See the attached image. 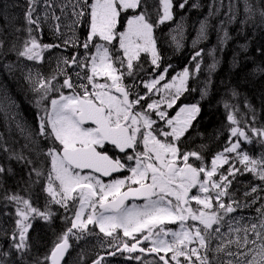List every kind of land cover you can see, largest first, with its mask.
<instances>
[{
    "label": "snow or ice",
    "instance_id": "6c2138e0",
    "mask_svg": "<svg viewBox=\"0 0 264 264\" xmlns=\"http://www.w3.org/2000/svg\"><path fill=\"white\" fill-rule=\"evenodd\" d=\"M186 5L189 0L178 4L173 0H24L23 6L13 2L0 7V18L5 21L0 25V56L14 53L43 62L46 51L76 50L57 58V71L50 78L39 72L35 79L31 72L26 76L38 93L35 135L40 138L29 131L26 139L35 145L31 151L37 159L44 157L40 166L23 149L11 148L4 132H0V153L8 161L32 166L28 175L35 174L33 184L46 181L42 191L50 198L47 204L66 210L70 204L78 205L70 227L47 254L34 257L29 235L33 222H50L53 213L34 206L31 195L5 191L0 199L15 205V227L11 233H0L10 240L7 250L0 244V264H66L70 238L79 241L98 234L108 238L106 247L113 249L109 256L128 253L127 259L139 264H264V126H254L255 105L245 102L252 123L244 119V126L237 116L239 109L224 105L232 109L226 117L227 144L206 160L204 146L200 150L187 146L202 111L200 103H182L175 115L168 111L185 92L195 90L188 82L200 72V62L191 71L185 67L160 87L172 66L161 68L155 29L174 19V7L184 9ZM206 6L209 11L200 25L202 37L207 36L210 18L222 11L229 24L264 31V0H209ZM8 8H21L22 16H8ZM18 21L22 26L14 23ZM224 23L220 21L227 41L231 37ZM49 25L60 43L41 42ZM82 29L86 30L83 39ZM142 54L159 70L147 80L142 74H151L145 72ZM201 55L197 51L192 59ZM6 67L11 70L14 65ZM210 67L214 69L216 63ZM255 73L264 78V67ZM58 76L63 79L56 87L52 81ZM161 92V99L153 98ZM206 95L207 88L201 99ZM5 100L8 107L15 104L0 89V111H5ZM16 127L26 131L19 123ZM254 138L262 148L259 155L246 148ZM41 140L47 142L46 147L40 146ZM45 162L50 165L46 171ZM12 173L10 164L0 162V188L4 176ZM245 173L259 183L250 182L243 197L251 199L241 203L230 189L237 175ZM257 203L256 216H232ZM102 261L103 256L93 264Z\"/></svg>",
    "mask_w": 264,
    "mask_h": 264
},
{
    "label": "trees",
    "instance_id": "16d2710c",
    "mask_svg": "<svg viewBox=\"0 0 264 264\" xmlns=\"http://www.w3.org/2000/svg\"><path fill=\"white\" fill-rule=\"evenodd\" d=\"M13 2L21 6L24 4V0H0V7L5 3L12 4ZM173 2L178 4L182 0H173ZM208 2L209 0H189V5H186L184 9L174 7V19L155 29V37L162 57V66H172L169 69L170 74L185 67L191 71L197 62L201 64L200 72L192 77L189 87L197 92V95L192 98L193 100L199 98L201 89L207 88V95L203 99L199 98L202 111L194 124V130L187 146L192 147L193 142L197 141L195 149L200 150L201 146H204V155L206 159L210 160L227 144L229 122L226 117L232 109H226L225 104L239 109L237 116L238 118L242 117L241 126H244V119L252 123L251 113H248L245 107V102L250 101L257 109V120L254 126H264V78L255 73V69L264 67V31H253L249 27L242 30L239 23L229 24L226 14L222 11L217 17L210 18L211 26L207 36L202 37L200 25L209 11L206 6ZM194 3L204 6L193 8L190 5ZM6 14L22 16V9L8 8ZM240 18L243 19V14ZM222 20L225 21L223 28L229 32L231 37L227 41L223 40V30L220 25ZM4 23L5 21L0 18V25ZM14 23L17 26H22L23 22ZM12 26L10 24V27ZM173 33H176L175 35L179 38H175ZM49 34H51L49 31L43 32L44 43H60L54 35L53 40H50ZM21 35L25 34L21 33ZM197 51H201L202 55L193 60L192 57ZM21 61L22 58L17 57L14 53L0 56V89L6 90L10 99L15 101L12 107H8L7 100L4 101L5 111H0V132L5 133V140L11 148L16 151L23 149L24 154L33 159L36 162L35 166L39 167V161L44 160V157L40 156L37 159L36 153L31 151L35 145L26 139L29 131L32 132L35 139H40L35 135L38 109L34 100L38 98V95L24 78ZM142 61L145 72L149 73L151 66H148L146 59H142ZM213 63H216L214 69L210 67ZM8 64H12L14 67L9 70L6 67ZM233 90L238 91L239 95L233 96ZM17 123L26 129L24 133L16 127ZM257 139L254 138L252 145H246L252 155H259L262 150L261 145L256 143ZM25 144H28L27 148L23 147ZM40 146L46 147L47 142L41 140ZM0 162L10 164L13 169L12 174L4 176L0 197L5 191L18 192L26 197L31 195L34 206L39 207L42 211L50 210L53 213L50 222L36 219L33 222V229L29 233L33 243L32 256L42 258L51 249L56 238L70 227L71 217L69 218L66 213L61 212L62 209L55 207V204L53 205L55 208L47 204L49 198L46 192L42 191L46 185L45 180L40 179L38 183L33 184L32 181L36 179L35 174L32 177L28 175L32 166L15 160L8 161L3 153H0ZM43 167L46 171L48 163L45 162ZM250 182L259 183L250 173L238 174L233 182L230 191H234L235 198L241 203L251 199L242 198L241 195L250 188ZM30 184L31 187H29ZM257 204L259 205V203ZM14 220L15 205L6 204L3 199H0V233L5 231L11 233L15 227ZM9 243L10 240L7 236H0V244L5 245V250Z\"/></svg>",
    "mask_w": 264,
    "mask_h": 264
},
{
    "label": "rangeland",
    "instance_id": "374dc122",
    "mask_svg": "<svg viewBox=\"0 0 264 264\" xmlns=\"http://www.w3.org/2000/svg\"><path fill=\"white\" fill-rule=\"evenodd\" d=\"M48 27H49V30L48 31L51 33V34H49L50 40H53L52 39L53 38V33H52V30H51L50 25ZM85 31L86 30H83V29L80 31L79 35H80V38L81 39L84 38ZM175 34L176 33H173L174 37L175 38H179ZM57 41H60V39L57 38ZM41 42L44 43L43 40H42V38H41ZM57 43H59V42H57ZM73 51H76V50L75 49H72V48H69L67 51H65L64 49H53V50H51V52H47L46 51V52L43 53V55H44L43 62H39V61H29V60H27L25 58H22V67L25 70V73L23 74L24 77L26 78L27 74L29 72H31L32 75H33V78L35 79L36 73L39 72V73L42 74L43 77H49L50 78L57 71V58L60 57L61 55H65V56L70 55V53L73 52ZM93 54H94V50H93ZM143 57H146V54H142L141 59ZM145 59H146V61L148 63V66H150V57H146ZM20 65H21V62H20ZM161 68H163L162 64H161ZM43 70H45V71L43 72ZM182 70H178V71L174 72V74H170L168 72V79H166V81H162L160 87H162L163 83L169 82L170 81V78L172 76L177 75ZM68 71L71 72L72 69H68ZM149 73L151 75H146V76L143 75V79L147 80V79L153 78L154 76H156V75L159 74V70H154L151 67V70L149 71ZM62 79H63L62 76H58L57 80L52 81V83L55 84L56 87H59V83L62 81ZM191 80H192V78H190V80L188 82V87H189V83H190ZM27 82L30 84V86L33 87L32 83H30L28 80H27ZM141 90L143 92L142 86H141ZM203 91H204V89H201L200 96H201V93ZM191 93H192V91H189V93L188 92H185L181 96V99L178 102L177 106L174 107L173 109L168 110L169 111V115H175V112L178 110L180 104H182V103H196V102H199L200 103V101H201V100H199V98H201L200 96H199V98L197 100H193L192 98H189L190 97L189 94H191ZM36 94L38 95V93H36ZM55 95H56V93H53V96H55ZM162 97H163V92L155 94L153 98L154 99H161ZM206 160H208V159H206ZM237 166H240V165L237 164ZM48 167H50L49 164H48ZM224 167H227V165H225ZM45 183H46V181H45ZM49 205L52 206V207L55 206V207H58V208L62 209L61 212H66V215L67 216H70L71 218H73V213L75 211V208L78 207V205L73 206L72 204H70L69 205V208L66 210L65 208H63L60 205H56V204L54 205V203H51ZM259 206L260 205L255 204V205H253V206H251L249 208H245V209H242V210H238L237 213L232 214V216H244L245 218H247V217H254V216H256L255 209L258 208ZM53 210H55V209H53ZM170 227H172V226H170ZM32 229H33V227H32ZM94 231L96 233H98V229H94ZM222 231H227V229L224 228V229H222ZM124 239H128V238H124ZM70 240L73 241V243H74V247L73 248L75 250H73L74 253L72 252L71 256L69 257L70 259H69V261H68L67 264H86V262L88 261V258H87V256L85 254L80 253V251L84 252V250L88 246L93 245L96 242H98L99 244L104 245L103 247L106 248V243L108 241V238L107 237H104L103 234H98V235H85L84 238L80 239L79 241L75 240V238H70ZM83 241H85V246L84 245H80ZM90 260L91 261H94L93 259H90ZM102 264H139V261H136V260H133L132 261V260H128L127 258H125L121 262H116L114 260V261H111V262H105V263L102 262Z\"/></svg>",
    "mask_w": 264,
    "mask_h": 264
},
{
    "label": "flooded vegetation",
    "instance_id": "af4514ba",
    "mask_svg": "<svg viewBox=\"0 0 264 264\" xmlns=\"http://www.w3.org/2000/svg\"><path fill=\"white\" fill-rule=\"evenodd\" d=\"M66 94H69L67 91H66ZM197 144V141H194L193 142V146L191 147L190 145L188 146L189 148L191 149H195V146ZM106 181L108 179H105ZM131 204V203H129ZM172 228H178V225H171ZM88 241V240H87ZM129 242L131 243L132 241L129 240ZM70 243H71V248H70V255L72 254V252L74 253L73 250H75L73 247H74V243L72 240H70ZM80 245H84L85 246V241H83ZM107 245V243H106ZM113 249H107V247H103L102 244H99L98 242L94 243L93 245H90L88 246L84 252L80 251V253H83L87 256L88 258V261L86 262V264H93V261H91L90 259H93V260H96L98 259L99 257L103 256L104 257V261L102 262H111V261H116V262H121L123 259L127 258V256L129 255L128 253H124L123 255L121 254H117L115 257H112V256H109L107 253L108 251H112ZM133 256L135 255H145V254H141V253H133L131 254ZM125 257V258H124ZM145 258L146 259H153L154 257L153 256H146L145 255ZM129 260V259H128ZM133 261V260H132Z\"/></svg>",
    "mask_w": 264,
    "mask_h": 264
},
{
    "label": "bare ground",
    "instance_id": "6f19581e",
    "mask_svg": "<svg viewBox=\"0 0 264 264\" xmlns=\"http://www.w3.org/2000/svg\"><path fill=\"white\" fill-rule=\"evenodd\" d=\"M188 14V13H187ZM49 30V27L48 26H45V28H44V31H48ZM49 36V35H48ZM190 95V97L189 98H194L196 95H197V92L196 91H192V93L191 94H189ZM198 95H199V93H198ZM241 195H242V198H244L243 197V193H241Z\"/></svg>",
    "mask_w": 264,
    "mask_h": 264
},
{
    "label": "water",
    "instance_id": "95a60500",
    "mask_svg": "<svg viewBox=\"0 0 264 264\" xmlns=\"http://www.w3.org/2000/svg\"><path fill=\"white\" fill-rule=\"evenodd\" d=\"M130 202H132V201H128V203H130ZM136 202L141 203V202H143V201H142V200H137ZM68 253H69V252H68ZM68 253H67L66 257H65V261H66V259H67Z\"/></svg>",
    "mask_w": 264,
    "mask_h": 264
}]
</instances>
